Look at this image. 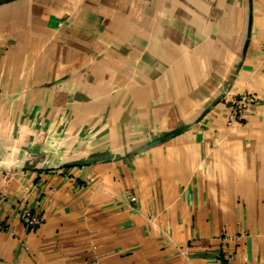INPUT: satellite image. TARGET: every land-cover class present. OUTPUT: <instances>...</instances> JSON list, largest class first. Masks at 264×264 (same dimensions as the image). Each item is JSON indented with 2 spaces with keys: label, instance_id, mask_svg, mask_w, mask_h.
<instances>
[{
  "label": "crops",
  "instance_id": "crops-1",
  "mask_svg": "<svg viewBox=\"0 0 264 264\" xmlns=\"http://www.w3.org/2000/svg\"><path fill=\"white\" fill-rule=\"evenodd\" d=\"M92 259L264 264V0H0V264Z\"/></svg>",
  "mask_w": 264,
  "mask_h": 264
},
{
  "label": "built area",
  "instance_id": "built-area-1",
  "mask_svg": "<svg viewBox=\"0 0 264 264\" xmlns=\"http://www.w3.org/2000/svg\"><path fill=\"white\" fill-rule=\"evenodd\" d=\"M256 102V95L253 92H239L233 100L232 106L228 113V123L240 122L245 112L250 106ZM130 199H134V195L127 192ZM18 215L29 226H35L40 223V216L30 210V208L23 206L19 209ZM88 264H98L97 260L92 259Z\"/></svg>",
  "mask_w": 264,
  "mask_h": 264
},
{
  "label": "rangeland",
  "instance_id": "rangeland-1",
  "mask_svg": "<svg viewBox=\"0 0 264 264\" xmlns=\"http://www.w3.org/2000/svg\"><path fill=\"white\" fill-rule=\"evenodd\" d=\"M236 95H237V93L230 92V93H227V96H225L227 99L226 104L229 108L232 106L233 100L235 99ZM228 119L229 118H228V114H227L226 118L224 119V122H225L224 124H225V127L227 128V131L232 132L234 130V125H237L241 121L228 123Z\"/></svg>",
  "mask_w": 264,
  "mask_h": 264
}]
</instances>
